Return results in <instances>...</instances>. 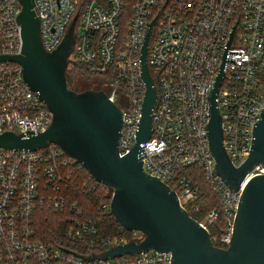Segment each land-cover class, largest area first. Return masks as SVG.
<instances>
[{
	"label": "built area",
	"instance_id": "obj_1",
	"mask_svg": "<svg viewBox=\"0 0 264 264\" xmlns=\"http://www.w3.org/2000/svg\"><path fill=\"white\" fill-rule=\"evenodd\" d=\"M33 4L47 52L58 47L77 16L67 66L96 78L97 90L121 109L120 156L135 143L145 95L141 49L153 22L146 63L157 97L142 168L174 190L191 217L201 214L193 218L209 232L214 245L227 247L241 192L253 176L264 173V164L255 163L237 190L219 177L207 137L209 96L223 64L215 101L223 146L238 167L249 156L253 129L264 109V0H33ZM20 10L18 0H0V55L21 51ZM51 122L52 112L24 81L21 66L0 61V135L43 132ZM74 165L82 167L55 143L36 150L0 147V264H170L169 251L153 249L101 258L110 247L141 241L138 231H130L128 239L102 238L106 248L101 253L81 254L99 257L93 260L38 238L33 216L42 208L62 217L70 242H83L89 231H95L96 222L86 217L70 192ZM202 184L216 199L215 206L203 213ZM220 218L218 231L211 235L210 228Z\"/></svg>",
	"mask_w": 264,
	"mask_h": 264
},
{
	"label": "water",
	"instance_id": "obj_2",
	"mask_svg": "<svg viewBox=\"0 0 264 264\" xmlns=\"http://www.w3.org/2000/svg\"><path fill=\"white\" fill-rule=\"evenodd\" d=\"M18 1L21 5L17 16L21 26V51L0 55V61L16 62L21 66L24 81L52 112V122L45 131L35 134L4 132L0 135V147L36 150L55 143L97 183L112 190L109 213L121 228L138 231L143 238L139 242L127 241L110 247L101 258L153 249L169 251L170 264H264V173L253 176L245 185L230 243L227 247H219L213 244L209 232L180 205L176 192L142 168V151L151 134V113L157 97L146 63L153 22L149 24L141 49L145 95L135 143L129 153L120 156L117 146L121 109L101 90L77 92L68 86L65 72L74 44L77 16L58 47L47 52L40 40V22L33 9V0ZM232 35L233 31L227 47ZM223 60H226L225 54ZM222 75L223 64L209 96L207 137L217 174L229 188L237 190L255 163L264 164V109L253 129L249 156L240 166H233L223 146L221 117L215 101ZM73 253L87 260L99 258Z\"/></svg>",
	"mask_w": 264,
	"mask_h": 264
},
{
	"label": "trees",
	"instance_id": "obj_3",
	"mask_svg": "<svg viewBox=\"0 0 264 264\" xmlns=\"http://www.w3.org/2000/svg\"><path fill=\"white\" fill-rule=\"evenodd\" d=\"M67 82L68 86L76 91V89L69 85L68 80ZM94 90L96 91L97 88ZM70 192L73 199L84 209L86 217L96 222L94 225L95 231H89L83 242H70L71 239L66 237V225L60 219L62 217L48 208H42L38 209L33 216V228L40 240L58 246L66 245L67 247H65L71 251L88 255L90 253H101L106 248V245L100 242L102 238L115 236L126 239L130 238V231L121 228L109 213V202L112 190L101 183H97L89 176L84 168L78 165H74ZM201 192L200 206L202 207L203 213L215 206L216 199L210 189L204 184L201 185ZM191 215L196 219H199L201 216V214L195 213H191ZM221 223L222 218L210 228L211 235L218 231ZM92 238L95 239L93 242H91Z\"/></svg>",
	"mask_w": 264,
	"mask_h": 264
},
{
	"label": "rangeland",
	"instance_id": "obj_4",
	"mask_svg": "<svg viewBox=\"0 0 264 264\" xmlns=\"http://www.w3.org/2000/svg\"><path fill=\"white\" fill-rule=\"evenodd\" d=\"M65 75L70 83L69 85L78 92L86 89L94 91L95 88L100 86V82L96 78L88 76L81 68L72 69L67 66Z\"/></svg>",
	"mask_w": 264,
	"mask_h": 264
}]
</instances>
